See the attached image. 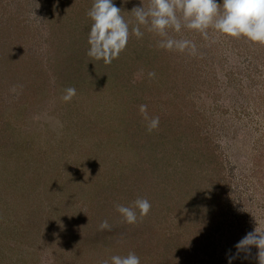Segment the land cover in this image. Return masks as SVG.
<instances>
[{"label":"rangeland","instance_id":"obj_1","mask_svg":"<svg viewBox=\"0 0 264 264\" xmlns=\"http://www.w3.org/2000/svg\"><path fill=\"white\" fill-rule=\"evenodd\" d=\"M114 2L127 46L78 96L62 61L89 47L93 0H0V264H259L235 245L264 231V45L182 29L195 54L167 50L131 33L150 0Z\"/></svg>","mask_w":264,"mask_h":264},{"label":"clouds","instance_id":"obj_2","mask_svg":"<svg viewBox=\"0 0 264 264\" xmlns=\"http://www.w3.org/2000/svg\"><path fill=\"white\" fill-rule=\"evenodd\" d=\"M136 21L132 35L143 36L141 26L157 33L162 39L158 46L179 52L189 51L195 54L196 45L189 39H175L169 30L180 33L182 29L199 32L208 38V29L234 38H246L248 41L264 45V0H150L147 7L138 6L130 11ZM87 15L92 23L88 32L89 45L87 55L95 60L110 64L125 49L129 39V22L121 15V9L114 0H93ZM154 75V73H149ZM76 89H66L65 100H71ZM141 113L147 111L146 105L140 106ZM147 119V116H145ZM159 117L148 121V130L158 127ZM151 203L146 198H137L131 206L118 204L117 212L128 224L137 222L146 216ZM100 230H110L105 220L99 225ZM258 249L259 264H264V231L256 228L248 232L236 245L237 254L250 253L251 247ZM235 255L229 257L231 264ZM111 264H140V257L134 252L126 256L113 255Z\"/></svg>","mask_w":264,"mask_h":264},{"label":"trees","instance_id":"obj_3","mask_svg":"<svg viewBox=\"0 0 264 264\" xmlns=\"http://www.w3.org/2000/svg\"><path fill=\"white\" fill-rule=\"evenodd\" d=\"M56 3L58 5H61L59 1H56ZM61 6L65 7L64 4ZM79 15H81V13H79ZM135 23H136V21H135ZM141 27L145 28V26H141ZM88 48L89 47L84 48V50H83L78 45V62L76 60H74V58H73V57L77 56L76 52L73 51L74 49L72 51H70V53L72 52L76 55H74L73 57H69V59H66L65 61L61 60L62 62L66 63V64H68L67 61L70 60L69 64H71V65H67V67L68 66L74 67V73L70 72V75H73V79L76 80V85L78 86V96L81 95V93L85 92V90L88 87H91V85H93L92 83L97 84L98 81L101 80L102 78H107V77H102L100 75H102L103 70L104 69L106 70V67L108 65H110V64H105L102 60H95L94 58L89 57L87 55ZM80 59H84V60H80ZM73 63H75V66L72 65ZM76 63H78V69L77 70L75 69V68H77ZM102 65H104L103 68H101ZM76 73H78V79H77V77L74 76ZM104 75L105 74H103V76ZM76 85L73 83L72 86H76ZM85 102H86V100H84V103ZM81 108H84V107H81ZM187 197H188V193H186L183 198H187Z\"/></svg>","mask_w":264,"mask_h":264}]
</instances>
